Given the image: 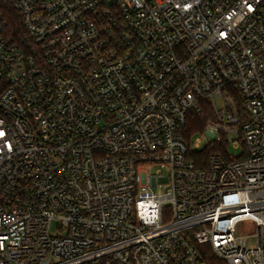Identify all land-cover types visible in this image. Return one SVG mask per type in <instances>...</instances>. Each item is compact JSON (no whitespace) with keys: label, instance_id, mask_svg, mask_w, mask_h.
Here are the masks:
<instances>
[{"label":"built area","instance_id":"1","mask_svg":"<svg viewBox=\"0 0 264 264\" xmlns=\"http://www.w3.org/2000/svg\"><path fill=\"white\" fill-rule=\"evenodd\" d=\"M13 1L0 264H264V0Z\"/></svg>","mask_w":264,"mask_h":264},{"label":"trees","instance_id":"2","mask_svg":"<svg viewBox=\"0 0 264 264\" xmlns=\"http://www.w3.org/2000/svg\"><path fill=\"white\" fill-rule=\"evenodd\" d=\"M0 13L4 18L6 26V35L22 48L27 49L29 44V36L27 35L22 23L21 15L15 6L13 0H0ZM200 111H194L189 116L188 137L205 130V124L213 118L211 107L207 103L202 105ZM223 144L214 142L208 143L202 151L193 152L191 159L197 167H204L207 163V158L216 152H220ZM207 249V247H206ZM209 264H222L208 250L205 253Z\"/></svg>","mask_w":264,"mask_h":264},{"label":"rangeland","instance_id":"3","mask_svg":"<svg viewBox=\"0 0 264 264\" xmlns=\"http://www.w3.org/2000/svg\"><path fill=\"white\" fill-rule=\"evenodd\" d=\"M216 104H217V107H221L222 102L220 100H217L216 101ZM204 134H205L204 132H201V133H197V134H195V135L192 136L191 142H192V151L193 152H200V151L203 150L204 147L203 146L196 147L195 146V142H196V140L198 138H201L202 136L204 137ZM203 137H202V139H203ZM241 151H242L241 148L229 147V152H230L231 155L236 156V155L240 154ZM160 168L161 167H159V166H154V167L150 168V171L153 172V173H155L156 170H158ZM58 226H59V224H58L57 221H53L51 223L50 232L53 235H56L57 233H59V232L62 231V230H59L58 229ZM248 227H249V224L248 223H243V224L239 225V229L242 230V231H245Z\"/></svg>","mask_w":264,"mask_h":264}]
</instances>
